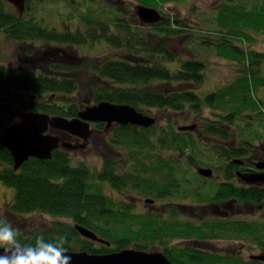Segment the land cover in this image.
<instances>
[{
	"label": "trees",
	"instance_id": "1",
	"mask_svg": "<svg viewBox=\"0 0 264 264\" xmlns=\"http://www.w3.org/2000/svg\"><path fill=\"white\" fill-rule=\"evenodd\" d=\"M48 1L57 3L58 0H27V14L20 16L0 0V36L11 41L56 43L68 49L105 40L116 49H126L130 55L121 58L81 57L80 64L57 63L51 74L37 75L34 72L18 74L0 62L2 106L6 99L16 97L25 108L34 107L37 111L67 118L82 110L80 103L94 105L103 101L127 104L151 116L150 107L177 111L186 119L192 118L189 113L192 111L195 118L206 109L212 113L214 108L223 112L218 114L219 120L208 118L203 122L204 128L198 131H183L180 129L183 125L176 127L172 119H168L163 134L157 131V123L148 128L118 125L109 133L113 156L115 147L120 144L129 150L143 148L145 157L139 151L133 154L134 159L117 160L105 156L102 169L85 161L78 162L67 150L58 148L50 159L30 157L19 170H15L13 157L4 147L2 137L12 121L0 119V183L15 188L14 201L6 213H0V218H7L14 227L21 229L19 238L23 243L34 244L35 238L41 234L46 240L66 235L69 251L90 254H110L129 248L154 251L163 246L159 251H163L174 264H203L201 260L186 257L178 247L167 246V242L178 237L196 240L195 245L201 243L200 246L214 239V231L220 228V223L210 218L208 223L200 225V215L207 208L200 206L201 203L219 205L233 199L238 204L263 205L264 209V181L246 183L241 173L236 175L226 170L228 164L241 167L244 160L237 157L246 159V163L253 166L254 162L256 165L257 161L264 160V146L257 150L248 144L250 142L233 143V132L229 129L231 120L240 117L245 110L264 117V96H258L259 90L264 88V48H261L264 43V0H225L200 23L212 28L191 29L189 24L165 19L141 31V27L136 31L132 26V19L139 18L137 11L134 10V18L130 19L126 9L114 6L106 9L107 3L101 5L97 0H66L73 3L71 7L74 16L80 20L79 24H75L74 29L68 23H64L63 29L47 27L44 25L46 17L42 14L62 11L60 7L53 11L46 9ZM175 1L136 0L138 4L158 10ZM68 15L73 16L71 12ZM159 38L166 39L167 44L163 43L164 40L158 41ZM179 38H201L198 42L205 43L204 47L215 48L216 56L231 62L235 68L234 80L210 93L197 91L205 82L209 59L192 57L181 60L183 57L174 53V39L178 40L179 47L182 45ZM154 39L157 44L153 43ZM0 55H4L2 50ZM167 63L177 65L171 68ZM20 92L26 93L25 99ZM34 95L46 101L36 103L32 99ZM261 127L264 129V118ZM214 136L219 137V142L216 147L209 145L211 157L216 162L218 158L224 160L217 167L200 164L198 158L202 156L198 148L205 143L202 137ZM161 140L166 141L165 147L159 144ZM147 147L149 149H144ZM155 156L157 160H154ZM123 164L131 167L120 174L118 167ZM177 164L181 167L178 168ZM211 167V177L200 174L201 168ZM200 176L217 178L218 183L212 181L209 189H203L201 184L197 186L194 182ZM224 179L229 182H222ZM107 183L119 190L132 189L155 199L166 198L169 200L167 212L155 215L151 206L142 210L141 205L133 208V203L117 202L106 193ZM153 198L144 200L151 203L147 200ZM136 199L140 200V196ZM212 200L216 202L212 203ZM181 208L198 215L194 218L197 225L189 222L193 220L192 216L181 218ZM32 214L49 215L54 219L48 225L32 223L26 219ZM61 218L69 222H62ZM231 222L236 225L230 236L233 240L255 242L258 251H264V223L248 228L244 219L235 218ZM77 225L95 232L110 245L83 236ZM185 248L191 255L215 256L213 260L216 262L209 261L211 258L205 264H264L263 260H248L233 253H210L203 247Z\"/></svg>",
	"mask_w": 264,
	"mask_h": 264
},
{
	"label": "rangeland",
	"instance_id": "2",
	"mask_svg": "<svg viewBox=\"0 0 264 264\" xmlns=\"http://www.w3.org/2000/svg\"><path fill=\"white\" fill-rule=\"evenodd\" d=\"M36 1V0H35ZM57 1V0H56ZM99 1V3L101 5H106V9H109L111 7H115V8H120L122 10L126 9V11H129V13L127 14V16L132 19V15L134 13V10L136 11V7L138 5V3L136 2V0H97ZM225 0H177L175 2H171L169 4H166L164 7L160 8V12L163 15V19H171L172 21H178L180 23H186L189 24L191 26V29H199L200 26H202L203 28L205 27H209L212 28L210 26H205L204 24L200 25V23L204 22V20L206 19V17H208L209 15H211L213 13V11L215 12V9L218 7V5H220L221 3H223ZM49 3L45 6L46 9L53 11L55 10L56 7H60L61 8V12L60 13H49V14H42V16L46 17L45 21H46V25L48 26H56L60 29L64 28V23H68L73 29L75 24H79L80 20L78 19L77 16H74V8L71 7V5L73 3H68L66 2V0H58L57 3H55L54 1H48ZM27 4V3H26ZM25 4V5H26ZM27 7V5H26ZM130 7V8H127ZM13 11V10H12ZM16 12V11H14ZM68 12H71L73 16L68 15ZM19 13V12H17ZM26 11L23 13V16H25ZM27 14V13H26ZM29 15V14H28ZM26 15V16H28ZM120 16V14H119ZM134 18V17H133ZM79 21V22H78ZM132 26L134 27V29L137 31V28H140L141 30H146V28H148L147 26H151L150 24L147 23H142V21L140 20V18H138V20H134L132 19ZM73 24V25H72ZM141 24V25H140ZM212 26V25H211ZM143 28V29H142ZM155 31V30H154ZM0 51L2 50L4 55H0V62L3 64L4 60L3 58H6L5 56H7V53L9 54V52H11V46H15L14 47V52L16 54H13L16 57L12 58V62L13 65H25V63H23V61L20 63V57L25 55L24 53L20 52V48L16 45H13L11 42V40L6 39L5 37H0ZM180 42H182V45L180 44V47L178 46V40L174 39V43H175V47H174V53L176 55H181L183 58L181 60H187V59H191L192 57H197V58H208V67L206 70V79L204 84L201 86V90H197L202 94H206V93H210L212 91H215V89H218L219 87L230 83L231 81H233L235 78L236 74V70L233 67L232 63L225 60L224 58H220L218 56H216V52H215V48L211 47L208 48L207 46H203V44L205 43H200L198 41L201 40V38H179ZM207 39V38H206ZM214 39V38H211ZM134 40L136 41L137 38H134ZM163 43L167 44L166 39L164 38H159L158 41H163ZM158 41H155V39L153 40V43H158ZM37 45V49L39 50L40 53H43L45 50V43H43L42 41H39L36 43ZM59 44H54L53 46H51V49H53V53L54 50L58 49ZM6 47V48H4ZM48 47V46H47ZM63 48H66L65 46ZM70 48V47H69ZM262 49L264 48V43L261 47ZM67 50L73 51L75 52L77 55V57H90L91 59H96V58H103V57H114V58H121V57H128V52L126 49H119V48H115L114 46H112L111 44L107 43V41L103 40L101 42H96V43H92L89 44L88 42L79 46H74L71 47V49L66 48ZM39 57H43L42 55ZM41 61V60H40ZM84 62V59H83ZM36 63V62H35ZM40 64H43V62H39ZM176 63H167V66L174 68L173 66H176ZM264 96V88H261L258 92V96L260 97ZM264 98V97H263ZM54 99H52L53 101ZM214 113H212L211 110L206 109L204 111H200L203 114L199 115L195 118V112H189L192 113V118L190 119H186L184 115H182L183 113H178L177 111H171V110H164V109H159L156 107H150V110H148V112H150L153 116H155L157 119H159L157 121L156 124V128L158 129L157 131H159V133L161 132L163 134V128L166 129V127L168 126L166 123L169 121L168 119H172V122L175 123V126L178 127L179 125H192L195 124L196 127V131H198L199 129H203L204 128V123L205 121H208V118L212 119V120H219L220 117L218 116V114H221L223 111H221L220 109H212ZM252 110H245V112L238 118H234L232 121V124L229 126V129L233 132V136L232 137V141L233 143H236L238 145L245 143V142H250L248 144H251L252 146L256 147L257 150L261 148V146H264V129L261 127V124L263 122V118H261L262 115H256L255 111H252V114H250L249 112ZM263 115H264V111H263ZM207 118V119H206ZM258 118V119H256ZM261 130V131H260ZM193 131V130H191ZM260 131V132H259ZM132 136V133H130ZM199 135V134H198ZM110 136L109 133L107 134L105 131H101V134L99 135V137H97V139L95 141H93V143H91L87 148H83L82 151L80 150H75L77 152L73 153V157L74 160H77L78 162L81 161H85L88 165H91L92 167L96 168V169H102L103 167V157L105 156H111V158L117 159V160H126L129 157L133 158V154H136V151H139L141 153H143V148L142 150H140L139 148H134V149H127L128 147H126V145H117L115 147L114 150V156L112 154V149H110V144H109V140L110 138L108 137ZM135 136V135H134ZM200 136V135H199ZM205 141L204 144H201L200 148H198L199 150V154L201 157V159L198 158V161L200 162V164H204V165H212L213 167H217L219 164H222L221 162H223V158H218V161L216 162V160L211 157V151L209 148V145H214V147L217 146L218 142H219V137L218 136H214V137H202ZM127 141V139H126ZM165 142L164 140H161V143L163 147H165ZM213 147V148H214ZM144 149H149V147L144 148ZM165 149V148H164ZM153 151V150H151ZM165 152V151H163ZM145 153H143V158ZM160 156V154H158ZM176 155V154H175ZM178 156V155H176ZM185 156V155H183ZM157 160V156L154 157V160ZM240 158L244 161H246V159L241 158V157H237ZM134 159V158H133ZM130 162V161H129ZM258 162V161H257ZM181 164V163H180ZM177 164V167L180 168L181 165ZM140 165V164H138ZM2 167V165L0 164V168ZM131 167V165L129 166ZM127 164H123V166H119V172L120 174L124 173L126 170L129 169ZM237 168L235 169L234 172H236L237 170H241L238 166H236ZM133 168V166H132ZM256 168V167H255ZM257 169V168H256ZM258 170V169H257ZM137 171V170H135ZM192 172L194 173V169L192 170ZM221 180V179H220ZM212 181L217 182L218 183V179L214 178V179H208L205 177H196L195 178V183L197 186H200V184L203 186V189H209V183H211ZM226 179H224L222 182H225ZM242 182V181H241ZM241 184V183H239ZM239 186V185H238ZM106 189V193L113 198V200L117 201V202H127V203H133V208H137L140 207L141 205V209L145 210L148 209L151 206V209L155 212V215H157L159 212L161 211H166L167 212V208L166 207L169 203V200L166 198H161V199H155L153 197H149L147 195H140L138 192H136V190H132V189H126L125 190H119L120 188L115 187V186H111L108 183L105 186ZM14 193H15V188L13 186H10L9 184H3L0 183V213H6V209L9 208L10 204L14 201ZM138 195L136 198H139L140 196V200H137L134 196ZM136 200H134V199ZM144 198H153L155 199V201L153 203H146L144 202ZM216 201L212 200V203H215ZM135 203H138L139 205H135ZM123 204V203H122ZM200 206H205L207 207L206 209H203V214L200 215V219L199 222L201 223L200 225L206 224L208 223V219H216L217 221H219V225L220 228L216 229V231H214L215 236L213 240H210V244L212 246H223L225 248H228L229 251H234L236 249V247L239 246H248V252L247 254H243L242 258L244 259H248L250 260L251 258L249 257L250 254H255V253H261L262 255H264V251H258L259 249L257 248L258 246L255 245V242H248V241H244V240H233L230 236L232 233V229L233 227L236 228V225H232V222L230 221V219L226 220L225 222H222L219 218H216L213 215V211H212V204L210 202H203L201 203ZM149 211H152V210ZM182 209V208H181ZM183 210V209H182ZM180 210L181 211V218H185V217H193V220L189 221L192 223H195V217H197L198 215H194L193 213L189 212V211H185V210ZM245 209H243L242 211H244ZM141 211V210H139ZM236 211V210H235ZM234 211V213H236ZM264 211H259L256 210L255 214H253V212L250 211V213H240L242 216H240L239 218L244 219V225L245 227L251 228V227H258L261 223H264ZM33 217L34 219L29 220L27 219V221H30L32 223H37L36 219L37 217H41V215L39 214H32V215H27V217ZM44 217H47V221L44 222V224H47L53 221V217L49 216V215H42ZM18 217V216H15ZM235 219V218H234ZM62 222H69L68 219H62ZM198 222V221H197ZM246 223V224H245ZM196 224V223H195ZM197 225V224H196ZM199 225V226H200ZM198 226V227H199ZM201 240L199 239V242ZM196 240H187L184 239L182 237H178V238H173L172 240H170L169 242H167V246L169 247H178V249L181 250L182 253H185V256L190 258H195L196 260H201V262H203V264H205V261L208 259L209 261H213L216 262L215 260H213V258L215 256L212 255L211 258H207V257H201L197 254L191 255L189 252L186 251V246L192 247L194 249L200 248V246L198 244L195 245ZM158 249H155L154 251H158L160 249H163V246L161 247H157ZM210 248V247H209ZM210 253H216L215 249L210 248ZM249 254V255H248ZM211 263V262H210ZM226 263V261H225ZM213 264V263H212Z\"/></svg>",
	"mask_w": 264,
	"mask_h": 264
},
{
	"label": "water",
	"instance_id": "3",
	"mask_svg": "<svg viewBox=\"0 0 264 264\" xmlns=\"http://www.w3.org/2000/svg\"><path fill=\"white\" fill-rule=\"evenodd\" d=\"M18 8L23 14L26 11V0H6ZM138 17L142 23L156 24L161 22L163 15L154 8L138 4L136 7ZM106 122V129L110 125H137L145 128L157 123L155 116L144 114L137 108L127 104H116L108 101L90 105L78 113L76 117H64L51 115L40 111H25L17 114V120L11 125L8 132L3 134V145L11 152L14 158V169L19 170L24 162L30 157L38 159H50L55 149L61 148L60 134L69 133L72 136L88 140L93 134L92 123ZM196 125H184L180 129L195 130ZM67 149L75 150L77 146L68 142L64 146ZM235 163H240L235 160ZM258 170H264V160L256 163ZM203 176H212L211 168L199 170ZM246 183L255 184L264 181V172H254L251 175L243 176ZM153 203V199L147 200ZM77 230L83 236L96 240L97 242H109L99 238L95 232L84 226L77 225ZM3 254V249H0ZM72 256V264H174L163 251H138L133 248L124 249L110 254H90L86 251H69ZM252 258L264 261V255H253Z\"/></svg>",
	"mask_w": 264,
	"mask_h": 264
},
{
	"label": "flooded vegetation",
	"instance_id": "4",
	"mask_svg": "<svg viewBox=\"0 0 264 264\" xmlns=\"http://www.w3.org/2000/svg\"><path fill=\"white\" fill-rule=\"evenodd\" d=\"M4 1L6 2V5L9 7L10 10L16 11V13L18 12V8L15 5H13L12 3H10L6 0H4ZM26 3H27V0H26ZM26 11H27V7H26ZM19 15L23 16V14H20V13H19ZM11 43L13 45L18 46L20 48V52L25 54V55L20 57L21 58L20 63L23 61V63H25V65L24 66L23 65L22 66L21 65H19V66L13 65L12 58L16 57V56L12 55V53L14 52L15 46L10 47L11 52H9V54L7 53V56H5L6 58H3V59H5L4 60V63H6L5 65L7 67L14 69V71L18 74H27L28 72H34L36 75H37V73H43V72L51 74L53 72L54 66L57 63H70L73 65H77V64L81 63L80 62L81 57H77V55H75L76 53L73 51L69 52V50L66 49L67 47L63 48L65 45L64 46L58 45L59 46L58 49L54 50V53H53V49H51V46H53V43H50V44L48 43V44L44 45L46 47L44 52L40 53L39 50L37 49V45H36L37 41H35V40L29 41V42H22V41L15 40ZM4 48H6V47H4ZM69 49H71V48H69ZM13 54H16V53H13ZM41 55L43 56L42 58L39 57ZM0 59H2V58H0ZM40 60L43 62V64L39 63V62H41ZM25 94L26 93H22V92L19 93V95H21L24 99L26 98ZM27 98H29V95L27 96ZM17 99L18 98H16V97L6 99L4 102V106H2V103H0V119L1 120H4L6 122L12 121V124H13L17 120V114L18 113L25 112V111H32V110L37 111L36 108H34V107H26L25 108L24 105L21 104V102H19V100H17ZM32 99L34 101H36V103L46 101L45 98H43V97L37 98V95L32 96ZM26 100L28 101V99H26ZM88 104L89 103H87V104L80 103L79 106L83 107L82 110H84ZM78 113H76V114L72 113V114H70L69 117H76V116H78ZM106 126H107L106 122H100V123L94 122V123H92V126H90V127H92V129H93V134L90 136V138L88 140H84L82 138L72 136L69 133H64V134L59 133V136L61 139V149L67 150L72 155L74 152H77L75 150L82 151L83 148H87L91 143H93V141H95L97 139V137H99V135L101 134V131H105L107 134L111 133V131H113L117 125H115V124L110 125L111 127L108 130L106 129ZM9 128H8V130H9ZM68 142H71L72 144L77 146V148H75V150H70V149L65 148L64 146ZM13 160H14V158H13ZM243 162L244 163L240 167L241 170H237L235 172L236 175H237V173H241V175H243V176H246V175L248 176V175L253 174L254 172H258L257 169L255 168L256 167L255 162H254V166L252 165V163H246V161H243ZM211 169H212V167H211ZM235 169L236 168L233 167L231 164L226 165V170H227V172L229 171V173L234 174L233 172L235 171ZM259 172H264V171H259ZM211 174L213 175V169H212ZM226 181H228V180H226ZM144 202H145V200H144ZM243 209H245V210L242 211ZM256 210H259L261 212L264 211L263 205L254 206V205L249 204V203L238 204L232 199V200H227V201H225L219 205L213 204L212 205V211L214 213L211 216L219 218L222 222H225L228 219H230V221H233L234 218H239L240 216H242L240 213L246 214V213H250V211H251V212H253V214H255ZM234 211L236 213H234ZM239 219H241V218H239ZM197 244L200 246L201 243L200 244L197 243ZM200 247L205 248L206 249V250L204 249L205 251L210 250V248H213V249H215V252L217 254H225V253H231L232 254L233 253L235 256H238V257H242L243 254H247V252H248V246H244V245L236 247V249L232 252L229 251L228 248H225L223 246H221V247L219 245L218 246H212L210 244V242H205ZM253 255H262V254L261 253H255ZM253 255L250 254L249 257L253 260H257V259L252 258Z\"/></svg>",
	"mask_w": 264,
	"mask_h": 264
},
{
	"label": "clouds",
	"instance_id": "5",
	"mask_svg": "<svg viewBox=\"0 0 264 264\" xmlns=\"http://www.w3.org/2000/svg\"><path fill=\"white\" fill-rule=\"evenodd\" d=\"M26 219L34 218L30 216ZM35 219L37 223L47 221L44 216ZM20 235V228L14 227L7 218H0V249H3L0 264H72L66 235L46 240L41 234L35 238L34 244L21 242Z\"/></svg>",
	"mask_w": 264,
	"mask_h": 264
},
{
	"label": "bare ground",
	"instance_id": "6",
	"mask_svg": "<svg viewBox=\"0 0 264 264\" xmlns=\"http://www.w3.org/2000/svg\"><path fill=\"white\" fill-rule=\"evenodd\" d=\"M118 126V125H117Z\"/></svg>",
	"mask_w": 264,
	"mask_h": 264
}]
</instances>
